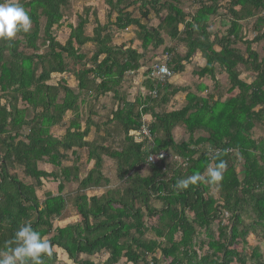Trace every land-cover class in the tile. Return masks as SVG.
Wrapping results in <instances>:
<instances>
[{"label":"trees","instance_id":"trees-1","mask_svg":"<svg viewBox=\"0 0 264 264\" xmlns=\"http://www.w3.org/2000/svg\"><path fill=\"white\" fill-rule=\"evenodd\" d=\"M79 1L20 0L31 16V31L11 42L0 41V248L21 224L30 222L54 246L44 264H58L56 247L74 264H95L80 256L99 254L108 255L105 264L123 259L158 264V252L169 264H248L244 252L233 247L238 240L247 244L253 227L262 228L264 242V137H253L254 129L264 125V56L253 49L264 44V0H197L195 14L185 11V0H103L104 20L88 7L97 0H83L82 11L76 10ZM218 16L227 31L213 33ZM152 18L159 21L157 27L149 26ZM251 21L252 30L246 32L244 23ZM129 29L137 32L144 51L164 46L163 34L186 49L184 55L176 47L167 51L173 77L186 75L187 66L200 56L203 66L193 76L209 78L218 89L217 75L222 74L229 85L226 92L209 93L208 85H202V94H197L171 81L161 85L149 78L150 68L148 94L124 99L118 89L127 74L141 69L143 57L132 47L115 45L112 32ZM62 30L68 32L64 42L59 40ZM251 33L256 35L252 41ZM239 42L246 45L245 54ZM241 68L254 74V81L247 83ZM66 76L74 79L75 88L62 79ZM179 93L185 98L177 106L172 100ZM82 103L87 104L85 116ZM110 104L105 121H97ZM71 113L74 118L66 123ZM143 125L152 143L137 140L135 133ZM180 126L189 134L188 143L174 140ZM56 128L64 130L58 137ZM195 133L207 136L195 139ZM79 151H85L87 163L93 165L83 179L80 165L65 166L70 159L80 160ZM161 151L186 166L167 160L151 163L150 156ZM217 152L227 167L222 183L210 187L203 174L217 162ZM104 158L116 163L124 187L89 197L87 191L110 184L103 174ZM41 164L57 171L40 170ZM16 169L32 183L12 173ZM146 170L148 175L142 176ZM193 174H200V181L177 192L174 185ZM48 179L63 183L58 195L41 198L37 190ZM77 182L70 209L65 189ZM213 188L218 199L210 194ZM71 210L80 223L55 228L56 221L70 218ZM247 211L255 220L240 229ZM224 214L231 216V226H220L215 239L212 223ZM153 218L157 223L148 226L146 221ZM198 229L208 238V253L203 255L195 249ZM249 260L264 264L258 248Z\"/></svg>","mask_w":264,"mask_h":264},{"label":"rangeland","instance_id":"rangeland-1","mask_svg":"<svg viewBox=\"0 0 264 264\" xmlns=\"http://www.w3.org/2000/svg\"><path fill=\"white\" fill-rule=\"evenodd\" d=\"M84 1H86V0H84ZM84 1L83 0L79 1L80 3L78 4L76 10H78V7H79L80 11H82L81 8H83L85 6H83V4H81V3ZM103 2H104L103 0H97V1H94V2L88 4V7H92V9H95L96 13L98 14V16H100L101 20H104L105 15H106V10H107V7L105 6V4ZM196 3H197V0L195 3H194V0H185V1H183V8L185 9V11L187 13L195 14L196 9L198 7V5ZM220 13L224 14V11L221 10ZM219 19H220V16L216 17L212 22L211 29H212L213 33H216V32L222 33L223 31H227V30H225L227 27H223V26L219 25ZM252 23H253V21H251L250 23L249 22L244 23V25L246 26L245 27L246 32L252 30V27H251ZM148 24L150 27H157L159 25V21H156L154 18H152ZM227 26H229L228 23H227ZM67 34H68V32L65 30L60 31L59 40L64 42V40H66V38H67ZM112 35H113V42L115 45H117V46L123 45L126 48L132 47L133 49H136L140 54H142V57H143L141 60V63H142L141 69L134 74H127L125 76L124 80L122 81L119 89H118L121 97H123L124 99L130 98L132 101L138 99V97L145 96L148 94L147 87H146V85H147L146 84L147 71H148V69H150L154 65V63L156 61L163 60L166 57L167 51L170 48L172 49V48L176 47L175 48L176 52L180 53L181 55H184L186 53V49L182 45H180L178 42L171 41L164 34H163V37L165 39L164 46H162L161 48H159L157 50L153 49V48H149L147 51H144L141 48V44L137 41V37H136L137 32L133 29H129L127 31H116V30H114L112 32ZM255 37H256V35L251 33V35L249 36V39L252 41L255 39ZM238 49L242 53L245 54L246 45L243 44L242 42H239L238 43ZM253 49L255 51H258L262 57L264 56V44H261V46L255 44L253 46ZM201 66H203V61H202L201 57L200 56L195 57L193 59L192 63L187 66L188 68L186 71V75L173 77V79L170 80L171 83L173 84L174 87L189 88V89H191L190 91H193L194 93H197V94L198 93L202 94L201 91H198L199 86H202V85H208L207 87L209 89L208 90L209 93L216 92L217 90L219 92H221V91L226 92V89L229 87V85H228L226 76H223L222 74L217 75V79H218V82L220 84V87L218 89H215L214 83L209 78L198 79L197 77L193 76V71L199 69ZM241 70H242V78L244 80H246L247 83H251L252 81H254V74L245 73L243 68H241ZM62 79L66 80L67 84L70 87L75 88L76 82L74 81V79L72 77L66 76ZM58 80H60V79L56 78V81H58ZM208 92H205V93L203 92V94L205 95ZM160 97L157 98V102H160V100H161ZM184 98H185V94L179 93L177 96H175V98L172 101L177 106H179V104H181L184 101ZM112 105L113 104H110L108 107H105L106 108L105 112L103 111V113H100L101 115H103L102 118L98 119L97 121H99V122L105 121L106 118H104V117H105L106 111L109 112V110L112 108ZM166 109L167 108H162V109L157 108V112L165 111ZM80 110L82 111V114L85 116V114L88 111L87 110V104L86 103L80 104ZM32 116H33V114L29 113V115H28L29 119H31ZM73 118H74V115L72 113L68 114L65 118V122L68 123ZM146 120H148V119H146ZM55 130L56 131L54 132V134L57 137H58L60 132L64 131L63 129H60V128L59 129L56 128ZM26 132H27V129L23 132V134H26ZM205 136H207V135L204 133H195L194 138L196 139V138L205 137ZM253 137H254V139H261L264 137V125H258V127L254 129ZM174 140L178 144L188 143L189 134L186 132V129L183 126H180V127L175 129ZM112 146L114 147V144ZM150 147H151V145H150ZM200 147L201 148H199V149H207L206 146H200ZM79 154H80V160H78V162L75 163V159L74 160L70 159L67 161L68 163H65V166L80 165L79 166L80 167L79 175H80L81 179H83L87 176L88 171L90 169H92L93 165H92V163H87L85 151H79ZM104 161L105 162H104V166H103V174L110 180V184L107 187L104 186L100 189H91V190L87 191L86 193L88 194L89 197L102 196L108 190L122 189L124 187V182H122L118 178L116 163L110 159H107V158H104ZM167 161L177 162L179 164V166H183V167L186 166V163H184L183 160L174 158V156L169 157L167 159ZM240 163L242 164V161L239 162V166H238L239 171L242 169V165ZM40 170L47 171L49 173L53 172V171H57L56 169H53L51 166H49L47 164H41ZM12 173H16V175L19 177V179L22 180L24 183H28V184L32 183L30 181V179H27L24 176L23 172L20 171L19 169L12 171ZM141 175L142 176L148 175V171L146 170ZM60 183H63L62 179L44 180L43 186L41 189L37 190V194L41 198H43V196H46L45 194H47V193H50L52 195H58ZM78 187H79V184L77 182V183H73L71 185H67V187L65 189V192L69 195L68 201H69V208L70 209L73 207L74 199H75L76 195L78 194ZM210 194L217 199L219 197V194H218V191L216 190V188L211 189ZM152 204L155 207H157L158 209H160L162 206L157 201L152 202ZM254 220H255V216L252 213V211H247L246 213H243L242 214L243 225L240 227V229H242L243 227L246 228V226L251 225L254 222ZM77 223H80V218L75 215L74 210H71L70 211V218H68L65 221H56L54 223V227L55 228H64L68 225H76ZM146 223L148 226L156 224L157 219L153 218V220H147ZM231 223H232V219H231V216L229 214H224L223 216L220 217V219L213 222L212 226H211V230L213 231L215 239L219 238L218 228L220 226L229 227V226H231ZM262 233H263V230L261 227H253L250 230L248 237L246 238L247 244H244L242 242V240H238L236 242L235 246L233 247L235 249H238L240 252H244V255H246L248 258V264H252V262L249 259H250V255L252 253V250L255 248L259 249V252L262 255V258L264 260V242L262 241ZM147 238H149V239L152 238V235H148ZM207 243H208V238L206 236L205 230L198 229L195 249L199 255H203V254L208 253V249L206 246ZM54 252L57 254L58 264H74L71 260L68 259L66 253L64 251H62L61 249L56 247V248H54ZM154 257L159 260L158 264H169V262H170V261L164 260L161 257L159 252ZM80 258L82 260L91 261L95 264H105L106 260L108 259V255L99 254V255H94L91 257L82 255V256H80ZM151 258H150V261H151ZM118 264H129V263H127L126 260L123 259Z\"/></svg>","mask_w":264,"mask_h":264},{"label":"clouds","instance_id":"clouds-1","mask_svg":"<svg viewBox=\"0 0 264 264\" xmlns=\"http://www.w3.org/2000/svg\"><path fill=\"white\" fill-rule=\"evenodd\" d=\"M31 28V16L20 0H0V41L11 42L19 33H29ZM219 156L217 152V162L214 166L210 164L203 174L210 187H218L224 179L227 164ZM200 179V174H193L180 179L174 188L177 192L188 190ZM53 247L30 222L23 223L13 238L5 242V247L0 248V264H44V257L51 254Z\"/></svg>","mask_w":264,"mask_h":264},{"label":"built area","instance_id":"built-area-1","mask_svg":"<svg viewBox=\"0 0 264 264\" xmlns=\"http://www.w3.org/2000/svg\"><path fill=\"white\" fill-rule=\"evenodd\" d=\"M169 58H170L169 55H166V57L162 60V62L154 64L151 67L150 73H149V78L151 80L157 81L161 85H165L168 81H170L173 78L174 73L173 71L169 69L168 64H167ZM135 136L138 141H144L145 139H148L149 142L152 143L151 134L146 125H143L140 131L135 133ZM171 156L173 155L170 153L161 151L156 155H151L149 161L151 163H156L161 160H167ZM174 158L178 159V157H175V156Z\"/></svg>","mask_w":264,"mask_h":264},{"label":"crops","instance_id":"crops-1","mask_svg":"<svg viewBox=\"0 0 264 264\" xmlns=\"http://www.w3.org/2000/svg\"><path fill=\"white\" fill-rule=\"evenodd\" d=\"M146 119H148V117H146ZM146 119H145V120H146ZM148 120H149V119H148Z\"/></svg>","mask_w":264,"mask_h":264}]
</instances>
